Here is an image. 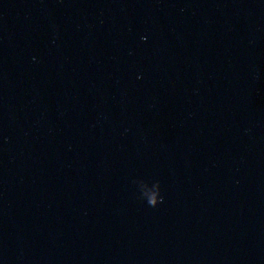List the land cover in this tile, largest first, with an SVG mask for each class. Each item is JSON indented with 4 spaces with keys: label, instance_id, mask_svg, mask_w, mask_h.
<instances>
[{
    "label": "water",
    "instance_id": "95a60500",
    "mask_svg": "<svg viewBox=\"0 0 264 264\" xmlns=\"http://www.w3.org/2000/svg\"><path fill=\"white\" fill-rule=\"evenodd\" d=\"M0 264H264V0H0Z\"/></svg>",
    "mask_w": 264,
    "mask_h": 264
}]
</instances>
